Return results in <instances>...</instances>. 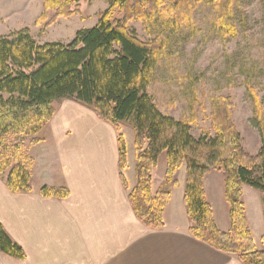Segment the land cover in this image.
Masks as SVG:
<instances>
[{
    "label": "trees",
    "instance_id": "1",
    "mask_svg": "<svg viewBox=\"0 0 264 264\" xmlns=\"http://www.w3.org/2000/svg\"><path fill=\"white\" fill-rule=\"evenodd\" d=\"M86 0H43L44 11L37 25L47 26L60 18L79 14L73 7ZM111 9L125 11V20L137 18L155 26L165 16L174 29H193V13L201 3L216 10L215 25L223 37H236L233 0H104ZM149 8V11H146ZM164 41L144 43L109 13L90 29L77 32L68 44H39L29 30L0 36V178L13 193H31L34 160L18 137L40 134L56 113L55 103L74 100L95 111L98 118L118 132L119 170L124 186L128 153L122 124L133 120L136 186L129 200L137 219L150 229L165 227L164 211L173 189L179 186L177 172L186 167L184 204L189 232L212 249L237 256L243 264H264L250 230L243 200L249 186L264 196V107L256 98V117L262 148L251 157L240 145V134L230 120V103L221 99L212 113L215 137L196 140L190 120L176 121L163 115L148 93L156 67L165 54ZM39 143L36 139L32 145ZM145 149H143V147ZM166 154L165 180L152 193V171ZM211 171L224 176L225 200L229 207L230 230L218 229L207 199L204 179ZM46 198L64 199L67 189L43 187ZM264 246V235L262 236ZM0 252L25 260L26 253L0 223Z\"/></svg>",
    "mask_w": 264,
    "mask_h": 264
},
{
    "label": "crops",
    "instance_id": "2",
    "mask_svg": "<svg viewBox=\"0 0 264 264\" xmlns=\"http://www.w3.org/2000/svg\"><path fill=\"white\" fill-rule=\"evenodd\" d=\"M58 102L40 142L28 149L35 160L33 191L15 194L0 178V223L26 253L18 260L0 252V264H243L192 237L183 183L164 211V229L141 223L129 200L137 182L127 178L128 156L127 189L120 176L118 132L93 109L71 99ZM207 183L206 177V191ZM43 187L67 189L69 196L46 198ZM247 192L244 186V203ZM226 214L222 226L214 214L223 232L230 230ZM246 215L258 248L261 227L247 206Z\"/></svg>",
    "mask_w": 264,
    "mask_h": 264
},
{
    "label": "rangeland",
    "instance_id": "3",
    "mask_svg": "<svg viewBox=\"0 0 264 264\" xmlns=\"http://www.w3.org/2000/svg\"><path fill=\"white\" fill-rule=\"evenodd\" d=\"M164 2L167 4V0ZM233 2V23L238 29V35L233 38L220 35L215 25L216 10L204 3L193 13V29L186 25L174 29L165 16H162L155 26L137 18L126 21L125 11L119 8L111 9V2L104 0L83 1L73 7L79 14L67 19L60 18L51 26H47L53 16L51 12L47 22L37 25L44 11L43 0H0V36L29 30L39 44H68L74 40L78 31L95 27L103 15L109 13L112 20L126 23L127 29L142 42L150 44L164 41L167 44L165 54L158 63L148 87L149 95L163 115L176 121L190 120L192 136L196 140L209 141L215 137L213 110L221 99H226L231 104L230 120L240 134L242 150L245 154L255 157L262 148L255 96L259 97L264 107V0ZM146 11H149V8H146ZM59 104L55 103V109ZM120 130L126 139L130 166L126 175L133 185L137 182L135 168L138 155L134 144L133 120L122 124ZM39 135L18 137L14 142H24L28 152V149L34 146V140L38 139L40 142ZM41 158L46 159V156L42 155ZM33 162L34 175L35 160ZM165 175L166 154H163L158 166L151 173L153 194L158 192L154 193L153 189L159 190ZM208 175L207 191L206 177L204 179L206 196L213 204L214 214L222 226L224 220H227L226 211L229 210L225 200L224 176L220 171H211ZM175 179L180 181L179 185L183 183L181 189H185V166L177 172ZM246 187L249 191L245 194L247 209L253 221L257 220L258 226L261 227L260 245L256 248L262 251L264 196L260 191ZM257 229L256 233L259 232Z\"/></svg>",
    "mask_w": 264,
    "mask_h": 264
}]
</instances>
